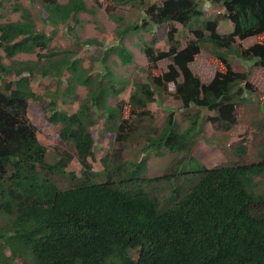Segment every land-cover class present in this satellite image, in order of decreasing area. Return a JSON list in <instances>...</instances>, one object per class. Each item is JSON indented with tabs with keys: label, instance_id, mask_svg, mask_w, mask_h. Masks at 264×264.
<instances>
[{
	"label": "trees",
	"instance_id": "16d2710c",
	"mask_svg": "<svg viewBox=\"0 0 264 264\" xmlns=\"http://www.w3.org/2000/svg\"><path fill=\"white\" fill-rule=\"evenodd\" d=\"M4 1L10 0H0L1 9ZM35 1L49 32L37 29L30 7L18 0L9 6L18 18L0 22V264H264V156L257 162L197 163L189 169V160L196 162L188 155L193 133L201 129L195 113L185 116L190 126L183 130L168 114L154 135L145 129L140 133L137 122L128 124L132 117L152 120L149 104L168 94L184 111L196 107L212 112L208 121L228 131L236 106L254 91L251 69L264 68V0H161L146 5L143 0H116L133 6L136 1L141 8L140 17L123 26L120 15L92 0L117 24L115 42L108 47L101 38L81 39L76 33L84 13L95 15L94 5L86 0ZM212 4L219 10H210ZM221 19L232 23L230 32H219ZM59 30L70 36L74 48L50 47ZM143 32L153 36L140 46L148 64L145 79L131 81L127 101L109 103L130 82L116 77L109 59L115 55L120 64H131L133 53L124 39ZM162 36L167 50L154 45ZM253 36L256 41L247 46L240 42ZM85 46L94 49L88 67L79 56ZM206 46L218 66L205 83L189 63ZM32 53L35 59L15 57ZM162 59L169 61L166 70L157 66ZM37 76L63 81L62 95L78 102V108L60 110L57 88L44 103L31 86ZM77 86L86 88L81 99ZM32 102L41 106L43 116H29ZM101 117L116 147L96 170L91 160L97 137L90 128ZM38 119L58 125L54 138L72 148L63 150L55 163L47 161L46 147L38 139ZM134 138H143L141 150H155L159 157L174 152L163 174H147V156L122 157ZM244 149L237 147L239 156ZM180 152L185 154L177 158ZM73 158L79 174L68 172L69 181L59 174Z\"/></svg>",
	"mask_w": 264,
	"mask_h": 264
},
{
	"label": "rangeland",
	"instance_id": "374dc122",
	"mask_svg": "<svg viewBox=\"0 0 264 264\" xmlns=\"http://www.w3.org/2000/svg\"><path fill=\"white\" fill-rule=\"evenodd\" d=\"M16 0H10L3 2V8H0V22L6 20H12L18 18V13H12L9 9L10 4ZM30 7L33 18L36 23V27L39 30L50 31V26L45 25L43 21V14L40 10V4L35 0H18ZM161 0H143V5L151 2H160ZM87 4L94 5L95 15L84 13L82 15L83 25L80 29L77 28V34L81 39L87 37L96 36L102 39L105 47L112 45L115 41L112 37V31L117 27L115 21L111 20L108 13L104 11L103 7L109 6V11L114 15H120L123 19L121 26L130 22L136 21L141 13V8L136 4L135 1L133 6L131 3L117 2L116 0H102L103 7L96 6L92 0H86ZM213 7L210 10L216 12L219 9L215 7L216 4H212ZM178 29H181L180 24H175ZM160 28V34H164V29ZM233 26L232 23L227 19H221L219 21L218 30L219 32H230ZM182 33V32H181ZM186 36L190 34L184 30L183 32ZM188 34V35H187ZM153 37L149 33H133L125 37L124 43L133 53V62L131 64H120L117 57L112 55L110 57L109 66L113 70L117 78L127 79L129 84L118 94L117 98L110 99L109 103L116 104L118 100L127 101L129 97V92L131 90V81L145 79L147 61L144 55L140 52V46L142 45V40L149 41ZM256 41V37H249L240 42L247 46ZM186 42H182L181 47L185 46ZM155 47L160 50H167L168 44L165 37L162 36L158 38L155 42ZM55 50L63 48H74L70 41V36H67L63 30H59L54 39L51 42V46ZM94 53V49L89 46L83 47L79 51V56L82 59V65L85 67L91 66L92 60L91 56ZM96 55V54H95ZM17 59H35L36 54H17L15 56ZM212 54L208 46L202 47L200 52L196 55L195 59L189 63L190 69L199 76L202 82H209L217 69V64L211 59ZM113 60L114 63L111 61ZM233 64L236 68H239L241 63L238 59H232ZM169 61L167 59H162L158 61L157 66L159 70H166ZM94 70L98 68V63L93 64ZM159 72V71H156ZM67 76L64 73L63 79ZM249 81L254 86L253 92H247L244 96H247L246 102L239 103L235 110V120L231 128L228 131L221 129L215 125H212L208 121L207 116L212 114V112L202 111L196 107H192L185 111L181 108L179 100L175 99L173 96L164 95L160 100H154L149 104L152 120L143 119L138 122L134 117L128 122L131 124L137 122L140 125V133H143L145 129L154 135L159 132V128L162 126L163 120L166 116L172 113L174 120L180 130H183L190 126V121L185 117L188 113H195L197 118V123L200 125V130L194 131L193 144L191 145V152L188 154L190 157L194 158L196 162L192 164L189 160L187 165L189 169L194 168L193 166L197 163H201L207 167H212L217 164H233L236 162H250L259 161L262 156H264V68L253 67L249 76ZM63 81L57 82L52 77L42 78L37 76L31 80V86L36 94H38L44 103L50 100L49 94L57 88V106L60 110L67 112H74L78 108V102L71 101L69 95H62L63 91ZM168 90H173V85L170 83L168 85ZM76 93L79 98H83L86 95V88L83 86L76 87ZM260 106H263L261 108ZM41 108V106L39 105ZM36 102H32V109H34L33 114L29 113V116L42 115L40 108ZM42 109V108H41ZM39 111V113H37ZM43 112V110H42ZM44 113V112H43ZM39 129L37 136L42 145L46 147V159L49 163H55L60 159V154L63 150L71 152L72 148L66 146V144L57 141L54 135L58 131L59 126L55 124H50L49 122L42 119L37 120ZM132 125V124H131ZM105 123L103 117L99 118L98 121L90 128L94 131L97 141L94 145V155L91 160L94 169H102L101 159L105 154L116 147V142L114 141V134L107 133L104 129ZM133 127V125L131 126ZM136 140V141H135ZM134 141V142H133ZM208 141L209 143H206ZM145 140L140 139H129L127 141V146L122 152V157L124 159H133L136 155L137 158L147 156L145 162H147V174L150 176L161 175L165 172V169L170 166V161L172 162L175 158V154L170 152H165L161 157L157 156L155 150H141V146L145 145ZM209 145V146H208ZM243 154L237 151V147H243ZM68 149V150H66ZM185 152L177 153V158L180 157ZM159 157V158H158ZM242 157V158H240ZM186 168V167H185ZM63 173L59 176L70 180L68 172L73 171L77 175L79 174V165L75 158L68 162V164L63 168ZM191 170L190 172H193ZM65 182V181H64Z\"/></svg>",
	"mask_w": 264,
	"mask_h": 264
},
{
	"label": "crops",
	"instance_id": "0c3cea01",
	"mask_svg": "<svg viewBox=\"0 0 264 264\" xmlns=\"http://www.w3.org/2000/svg\"><path fill=\"white\" fill-rule=\"evenodd\" d=\"M99 1H102V0H99Z\"/></svg>",
	"mask_w": 264,
	"mask_h": 264
}]
</instances>
